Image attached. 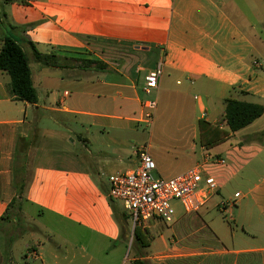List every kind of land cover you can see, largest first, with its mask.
<instances>
[{
  "label": "crops",
  "instance_id": "0c3cea01",
  "mask_svg": "<svg viewBox=\"0 0 264 264\" xmlns=\"http://www.w3.org/2000/svg\"><path fill=\"white\" fill-rule=\"evenodd\" d=\"M6 37L26 53L39 101L15 100L0 72V233L17 196L18 141L34 128L22 210L53 236L29 242L21 258L16 241L6 253L0 240V264H74L78 255L85 264H264V114L212 149L201 146L199 127L204 120L226 129L229 98L264 106V0H0V49ZM160 65L163 77L148 96L145 78ZM68 82L76 100L59 91ZM149 98L158 102L151 127L172 125L179 134L172 169L147 144L156 172L171 178L201 165L219 189L198 212L182 207L171 224L152 218L136 227L143 240L131 243L135 228L115 219L109 179L138 165L143 144L133 126L144 124ZM70 116L91 118L87 136L78 135L85 158L47 152V144L69 143L54 127L69 129L62 119ZM44 119L54 126L41 127Z\"/></svg>",
  "mask_w": 264,
  "mask_h": 264
},
{
  "label": "built area",
  "instance_id": "2783aa9c",
  "mask_svg": "<svg viewBox=\"0 0 264 264\" xmlns=\"http://www.w3.org/2000/svg\"><path fill=\"white\" fill-rule=\"evenodd\" d=\"M24 4H32L37 0H19ZM257 64V63H255ZM163 68L158 66L145 78L143 92L150 96L159 87L163 77ZM69 94L65 93L67 97ZM143 116L140 122L151 127L158 102L149 98L143 102ZM138 165L122 174L110 177V197L122 203L125 213L133 228L144 226L152 219L158 218L167 224L175 219L173 202H180L186 212H198L207 198L219 189L217 181L205 176L201 165H197L184 173L169 179L155 176L157 165L150 154L147 144L138 148ZM224 164L225 160H217Z\"/></svg>",
  "mask_w": 264,
  "mask_h": 264
},
{
  "label": "trees",
  "instance_id": "16d2710c",
  "mask_svg": "<svg viewBox=\"0 0 264 264\" xmlns=\"http://www.w3.org/2000/svg\"><path fill=\"white\" fill-rule=\"evenodd\" d=\"M35 57L42 59L38 51L34 50ZM0 72L7 73L11 78L10 91L17 101L37 104L39 101L38 91L33 84L32 70L29 59L20 44L11 37L2 41L0 49ZM225 121L227 128L211 125L207 121H200V144L206 149H212L225 142L231 134H234L251 125L264 114V106L260 104L242 102L234 98L225 101ZM37 138L36 129L33 128L31 137L20 138L17 145L16 162L14 168V184L17 196L13 199L7 210V216L2 220L8 221L10 208L18 204V211H22V202L26 201V193L30 186L33 170L30 165V151L34 147ZM114 210V216L121 229L129 225L126 214L120 213L115 205V200L109 196ZM9 211V212H8ZM142 232L135 228L134 241H142ZM12 245V242H7ZM145 247L144 243H142ZM136 264H151L146 261H135ZM5 264H9L8 260Z\"/></svg>",
  "mask_w": 264,
  "mask_h": 264
},
{
  "label": "rangeland",
  "instance_id": "374dc122",
  "mask_svg": "<svg viewBox=\"0 0 264 264\" xmlns=\"http://www.w3.org/2000/svg\"><path fill=\"white\" fill-rule=\"evenodd\" d=\"M246 10H248V6L244 7ZM34 63L32 62V66L34 67ZM59 72V70H58ZM60 73V72H59ZM72 90V99H77L79 95H77L74 92V88L71 86L70 82L67 83V86H63L59 89V91L63 90ZM54 90V88L52 89ZM41 95L46 96L48 93L51 94V91L47 93L45 89H40ZM74 92V93H73ZM85 110H87V107H85ZM70 119H62V121L69 127V129L65 127H54L55 129H58L62 131L63 133L69 135L71 139H69L68 142H64L62 144L56 145V144H47V152H49L52 155H61L64 157H67V154H74L80 158H85L87 156V148L86 145L83 143H80L78 141V135L82 137L87 136L86 129L89 127V121H91L90 117L87 116H70ZM40 126L44 127V123L48 124L49 126L53 127L54 124L49 119H44ZM38 126V123H36ZM39 127V126H38ZM134 127V139L138 144H152L154 148H158L162 153V159L169 167L172 169L173 162L175 161L174 157V143L175 138L179 135L174 130V127L172 125H166L163 127L159 123L156 124V126L147 127L146 124H140L138 126ZM75 133H72V132ZM54 139V138H53ZM52 138H49V141L52 143H56V140H53ZM71 140H75L76 144H73ZM54 141V142H53ZM39 144L37 147H39ZM36 147V148H37ZM183 152H188L187 149H184ZM179 158V157H178ZM69 164H71L70 161H68ZM161 174V175H160ZM158 174L155 172V176L157 179L164 178L169 179L170 176H166L162 173ZM25 202H22V208L24 206ZM174 209L176 211H181L183 208L178 201H174L173 203ZM14 218V219H13ZM36 217L27 216L25 212L18 211V204L13 208L12 212L10 213V216L8 218V221H5V224L1 226L2 233H0V240L1 244L3 246V249H5V252L8 253L11 250V246L7 245V242L10 243L15 242L16 247V257L21 258L23 256V253L27 249V244L29 242H33L35 238H40L41 240L45 239V235H51L53 236L51 232H45L43 234H40L38 229L39 222L35 220ZM41 224V223H40ZM133 227V226H132ZM26 235V236H25ZM21 237H25V239H20ZM134 240V237L128 238V242H131ZM56 241V240H55ZM59 243H61V240L59 238L57 239ZM131 243L127 246L126 249V259H128L129 256H132V249H131ZM48 244V243H47ZM49 245V244H48ZM25 258V257H23ZM39 264H42L41 260H38ZM128 264V261H126ZM74 264H85L84 261L79 259V255L77 256V260Z\"/></svg>",
  "mask_w": 264,
  "mask_h": 264
}]
</instances>
